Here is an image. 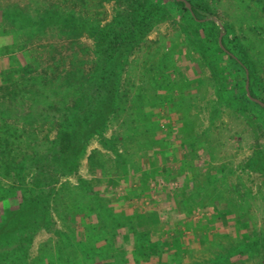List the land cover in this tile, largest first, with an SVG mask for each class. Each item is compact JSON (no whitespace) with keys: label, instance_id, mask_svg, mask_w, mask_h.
I'll list each match as a JSON object with an SVG mask.
<instances>
[{"label":"rangeland","instance_id":"374dc122","mask_svg":"<svg viewBox=\"0 0 264 264\" xmlns=\"http://www.w3.org/2000/svg\"><path fill=\"white\" fill-rule=\"evenodd\" d=\"M160 1L166 16L123 55L115 96L85 125L65 113L95 79L96 41L34 35L13 10L105 26L116 0H0V219L51 192L48 221L0 264H264V0H204L201 18L189 0L190 13ZM69 70L88 81L69 86Z\"/></svg>","mask_w":264,"mask_h":264},{"label":"trees","instance_id":"16d2710c","mask_svg":"<svg viewBox=\"0 0 264 264\" xmlns=\"http://www.w3.org/2000/svg\"><path fill=\"white\" fill-rule=\"evenodd\" d=\"M189 1L193 6L196 18L206 16V10L212 11L204 0ZM116 2L119 7L114 9L112 21L105 26H100L97 22H93L82 16H77L74 11L62 12L55 7L46 8L38 13L36 17H32L21 9L13 10L15 25L19 29L24 28L26 32H32L34 35H40L49 28H55L67 38L78 39L86 32L96 41L95 52L97 54V61L95 68L97 74L95 79L93 81L92 78H89L90 82L84 85V89H82L83 91L79 100L75 103V107L70 108L71 110L74 109V112L72 113L71 111L70 113L68 111L65 113L67 117L72 116L70 119H74L75 121L76 118L79 117L85 125H90L93 121H90L91 115L101 113L102 107L106 103H109L111 98L115 96L116 89L119 86L118 81L123 55L131 50L133 44L144 39L156 22H159L166 16V9L163 7L160 0H116ZM174 2L177 8L190 13L183 1L174 0ZM191 19L199 26L207 24L198 22V20L192 16ZM219 50L223 53L224 57L233 60L239 67H245L241 61L242 59L229 47H219ZM249 71L250 75H252V70L249 69ZM224 72L227 73L232 71L226 70ZM66 79L69 86L76 80H80V83L88 81L87 77L84 78L81 70H69ZM23 86L25 88V84ZM94 90L96 93L92 96L91 92ZM250 91L253 95V88L251 86ZM244 92L246 94V90H244ZM78 111L79 113L77 114ZM79 119H77V121H79ZM72 125L73 124L70 123L69 126L61 132L59 142L60 150L63 153L69 152L73 146L75 139L74 132L76 130L75 126L77 125H73L74 127H72ZM23 167V165H17L15 170L16 176L22 177L20 170H22ZM49 178L48 175H37L34 178L33 184L34 186L43 187L49 184ZM50 193L51 192L46 193V197L33 196L25 202L22 201L20 208L16 210L17 213L13 211L5 213V216L0 219V249L6 246H15L13 252L16 254L20 248H24L23 243L28 244L31 241L34 232L48 221ZM66 239L69 240L68 237H66ZM70 245L75 246V243H71ZM237 250L238 253H240L241 250H239V247L236 251ZM9 255L10 254H4V257H0V259L5 260Z\"/></svg>","mask_w":264,"mask_h":264},{"label":"water","instance_id":"95a60500","mask_svg":"<svg viewBox=\"0 0 264 264\" xmlns=\"http://www.w3.org/2000/svg\"><path fill=\"white\" fill-rule=\"evenodd\" d=\"M178 1H184V2L186 3V6H187L190 10H192V6H191V4H190L188 1H186V0H178ZM222 35H223V33L221 34L220 39H219L221 45H222ZM246 89H247V93H248V95H250L249 82H248V81H247V84H246Z\"/></svg>","mask_w":264,"mask_h":264}]
</instances>
